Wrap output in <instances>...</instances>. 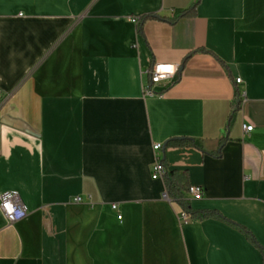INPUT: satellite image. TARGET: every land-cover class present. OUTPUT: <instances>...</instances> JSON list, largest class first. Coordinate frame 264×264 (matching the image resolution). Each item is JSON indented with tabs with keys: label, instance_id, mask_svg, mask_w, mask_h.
Wrapping results in <instances>:
<instances>
[{
	"label": "crops",
	"instance_id": "0c3cea01",
	"mask_svg": "<svg viewBox=\"0 0 264 264\" xmlns=\"http://www.w3.org/2000/svg\"><path fill=\"white\" fill-rule=\"evenodd\" d=\"M154 63L178 69L148 95ZM154 143L192 211L264 248V0H0V194L27 209L0 211V264H262L229 222L181 221Z\"/></svg>",
	"mask_w": 264,
	"mask_h": 264
},
{
	"label": "built area",
	"instance_id": "2783aa9c",
	"mask_svg": "<svg viewBox=\"0 0 264 264\" xmlns=\"http://www.w3.org/2000/svg\"><path fill=\"white\" fill-rule=\"evenodd\" d=\"M129 21L138 23V18H128ZM178 66L169 63H154L150 70L149 81L150 84L143 86V92L148 95H153L154 90L152 89V85L155 84H167L170 82L177 72ZM241 82L240 78L235 79V83L239 84ZM239 95H244V92H239ZM253 128L252 125H243V129L245 131H250ZM162 148V144L154 143L152 145V149L154 152L155 160L151 167V177L153 179H163L165 174L167 173V169L162 163L160 157L158 156V152ZM187 194L191 199L198 200L202 197V189L199 186L189 185L186 189ZM163 197H167L166 192L163 194ZM75 202H81L80 197L74 198ZM112 209L116 210L117 205L112 204ZM0 211L8 221V223H15L21 219H23L27 215V209L19 197L18 193L15 191H7L0 194ZM120 218V215H118ZM180 219L182 222H186L190 219L189 215L184 211L180 212Z\"/></svg>",
	"mask_w": 264,
	"mask_h": 264
},
{
	"label": "trees",
	"instance_id": "16d2710c",
	"mask_svg": "<svg viewBox=\"0 0 264 264\" xmlns=\"http://www.w3.org/2000/svg\"><path fill=\"white\" fill-rule=\"evenodd\" d=\"M197 2L195 4H193L187 10H184L175 19H165V18H161V17L156 16V15H153V14L147 15V16H142L140 18L139 24L137 26L138 33L140 35H143V23L145 22L146 19H149V18H158L160 20L167 21V22L173 24L176 22V20L178 18L193 17L195 15V7L197 5ZM166 146L181 147V146H197V145L195 144L194 140L191 138H174V139L168 140L166 142ZM163 182L165 185V192H166L167 196L169 198L177 201V203L180 205L182 210L189 215L190 219L191 218L214 217V218L225 220V221L229 222L230 224L239 228L246 235L247 239L261 252L262 257H263L262 264H264V248L256 241L253 234L249 230L226 220L217 211H202V212H200V214H198V213L191 210V208L188 205V202L181 195V191L188 188V181H187V177L185 174L179 173L176 171L167 172L165 174V176L163 177Z\"/></svg>",
	"mask_w": 264,
	"mask_h": 264
}]
</instances>
